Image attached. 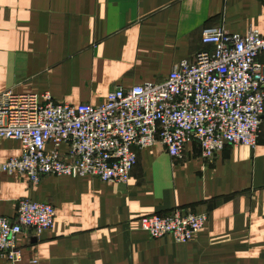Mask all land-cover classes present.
I'll use <instances>...</instances> for the list:
<instances>
[{
    "label": "crops",
    "instance_id": "crops-1",
    "mask_svg": "<svg viewBox=\"0 0 264 264\" xmlns=\"http://www.w3.org/2000/svg\"><path fill=\"white\" fill-rule=\"evenodd\" d=\"M212 27L261 33L264 0H0V92L100 105L116 86L159 82L193 62ZM20 153L0 139V161ZM183 153L138 149L125 183L0 172V216L15 220L21 198L55 209L52 228L19 234V260L0 264H264V115L254 148L227 145L207 161L193 141ZM183 206L207 214L192 240L141 229L142 216Z\"/></svg>",
    "mask_w": 264,
    "mask_h": 264
},
{
    "label": "built area",
    "instance_id": "built-area-1",
    "mask_svg": "<svg viewBox=\"0 0 264 264\" xmlns=\"http://www.w3.org/2000/svg\"><path fill=\"white\" fill-rule=\"evenodd\" d=\"M193 62L175 64L165 80L112 88L100 105L55 102L49 94L0 92V139L20 143L19 156L0 161V172L25 176H90L125 183L137 150L163 145L182 159L184 146L198 142L212 161L227 145L254 148L264 115V28L244 36L221 27L204 28ZM62 147H66L65 150ZM50 202L21 198L16 218L0 216V255L20 258L16 238L38 237L52 228ZM207 214L177 207L144 215L140 227L152 238L170 235L186 243L201 230Z\"/></svg>",
    "mask_w": 264,
    "mask_h": 264
}]
</instances>
